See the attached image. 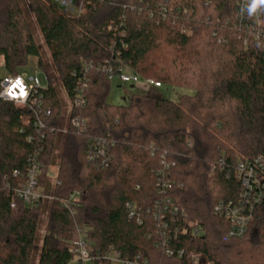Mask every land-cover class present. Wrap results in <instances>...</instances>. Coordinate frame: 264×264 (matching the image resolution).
Wrapping results in <instances>:
<instances>
[{
    "label": "trees",
    "instance_id": "obj_1",
    "mask_svg": "<svg viewBox=\"0 0 264 264\" xmlns=\"http://www.w3.org/2000/svg\"><path fill=\"white\" fill-rule=\"evenodd\" d=\"M82 1L85 11L69 14L53 0H0L3 72L15 75L36 57L47 82L42 104L51 110L44 126L34 129L31 122H21L27 108L0 97V264H34L35 250L36 264H70L79 227L88 228L96 249L112 247L123 258L139 255L148 264H192L190 252L204 264H264V199L240 238L227 237L228 221L213 214L217 203L238 199L237 161L253 166L264 187V39L243 45L226 24L234 20L236 0ZM29 12L69 101L78 82L86 80L85 104L72 105L65 122ZM87 62L125 67L160 86L139 92L133 86L123 104H111L107 74L85 72ZM162 86L193 93L172 101L163 96ZM73 117L86 120L85 130L70 123ZM98 138L108 145L104 165L87 158ZM162 152L173 162L166 198L185 213L171 225L177 235L168 245L185 252L180 258L154 245L160 231L147 212L161 199L155 179ZM33 157L40 167L39 184L53 197L35 207L14 199L4 186L6 180L11 185L21 181ZM54 164L52 182L48 167ZM74 190L80 193L79 205L68 209L61 200ZM127 204L135 206L141 224L129 217ZM189 227H199L201 234L181 233Z\"/></svg>",
    "mask_w": 264,
    "mask_h": 264
},
{
    "label": "built area",
    "instance_id": "obj_2",
    "mask_svg": "<svg viewBox=\"0 0 264 264\" xmlns=\"http://www.w3.org/2000/svg\"><path fill=\"white\" fill-rule=\"evenodd\" d=\"M61 9L63 13L80 14L87 8V3L80 0L76 3L74 0H53ZM248 0H236L234 20H227L226 24L230 29L239 34L242 39L243 45H246L249 40L264 39V14L262 12L255 16L250 17L246 11V4ZM83 69L87 72L89 69L96 71H103L107 74V78L111 81L116 79L120 86L130 84L133 86H140L146 90L149 87H159L160 84L153 79L142 80L125 67H118L116 70L110 65L106 64H93L87 62L83 64ZM16 77H21L23 83L28 91V96L23 100H13L5 94V89L8 87L9 80H15ZM47 82L45 77L41 79L39 72L31 74L17 72L15 75L4 74L0 82V97L4 100L11 101L16 107L24 109L27 108L29 112L21 117L23 125L32 123L34 129L42 128L44 120L51 116V110L42 104L41 91L46 88ZM86 88V80H80L75 88V94L70 101L71 106L81 107L85 104L84 90ZM72 125L77 126L80 130H85L86 120L84 118L73 117L70 119ZM59 132H64L63 128H57ZM31 140V136L28 137ZM151 154L156 152V149L150 145ZM108 153L107 143L101 139H94L89 145L87 150V158L96 164L104 165L105 158ZM160 167L156 171L155 190L161 199H157L153 203L152 210L147 212L152 214L155 221L158 222L160 231V240L155 243L156 247L161 246L164 248L166 256H176L180 258L185 255L181 249L176 250L169 248L168 245L176 238V230L171 229V225L176 218L184 217L185 213L182 209L176 206L171 198L167 197V192L172 186V180L169 177V170L173 166V162L167 161L165 152L159 154ZM259 164V162L257 163ZM39 165L35 157L31 158L25 172V176L21 181H17L16 185H11L6 180L5 187L11 190L14 199L22 201L23 203L35 207L42 200L51 201L52 195L46 193L43 187L39 184ZM235 175L240 183V192L238 199L235 202L221 201L213 208V214L220 216L228 221L229 226L227 230V237L240 238L242 237L247 228V224L251 218L253 209L257 206L262 199H264V187L259 182L255 175L253 166L248 163L237 161L235 165ZM18 171L12 172V177L17 178ZM80 193L74 190L69 194L65 200H61V204L68 208L73 209L79 205ZM165 196V197H164ZM14 201L10 206L14 207ZM130 218H135L137 224H141V219L136 213V208L133 204L126 205ZM88 228L79 227L77 229V238L71 243V251L73 258L70 264H148L146 260H140L139 255L134 258H123L119 251L109 247L106 250H99L94 247V242L88 237ZM189 232L192 236L201 234L199 227L182 228L181 233ZM192 264H199L200 257L198 254L190 252L186 254Z\"/></svg>",
    "mask_w": 264,
    "mask_h": 264
},
{
    "label": "rangeland",
    "instance_id": "obj_3",
    "mask_svg": "<svg viewBox=\"0 0 264 264\" xmlns=\"http://www.w3.org/2000/svg\"><path fill=\"white\" fill-rule=\"evenodd\" d=\"M26 6H27V4H25V7ZM26 16H27V18L30 22V25H31V30H32L34 41L37 45L40 46L41 57L49 68L48 72H49L50 77L52 79V83H53V85L57 91L58 98L61 102V105H62L61 109H62L63 116H64L63 121L65 122V116H67L71 110L70 101L67 99L64 91L62 90L60 82L57 78V74L55 73L54 69L52 68L49 53H48L45 45L43 44L41 35L39 33V30H38L36 24L34 23V19H33L32 15L29 12V13H26ZM1 65H2V59L0 58V76H3L4 72H3V68L1 67ZM18 71L21 73H26V74H31L33 72L38 71L41 79H43L45 77V75L43 74V71L37 66L36 57H33V56L29 57L26 65L20 67ZM45 79H46V77H45ZM153 80H155V79H153ZM140 83L143 84L144 83L143 80ZM130 88H131L130 84H125L124 86H120L116 79L111 80L109 92L107 95V101L109 103L115 104V105L123 104L126 100V96L129 92ZM140 88L141 87H139V88L137 87V89L134 88V90L139 92L142 90ZM159 90L162 92V94L165 98L170 99L172 101L177 100V98L182 94H192L193 93V90H191V89H186V88H181V87H170V86H167V87L162 86ZM64 126L65 125H63V128H65ZM56 168H57L56 164L48 167V173L50 174V178H51L52 182L54 180ZM49 202L50 201H48V203ZM46 215H47L46 211H43L41 213V216H40V222H39L38 231H37V242H36L38 247L40 246L41 239H42V236L44 234ZM37 258H38V250H35L33 253V259H32L34 264H36ZM197 263H195V264H197ZM199 264H204V263H202L200 261ZM207 264H210V263H207Z\"/></svg>",
    "mask_w": 264,
    "mask_h": 264
},
{
    "label": "clouds",
    "instance_id": "obj_4",
    "mask_svg": "<svg viewBox=\"0 0 264 264\" xmlns=\"http://www.w3.org/2000/svg\"><path fill=\"white\" fill-rule=\"evenodd\" d=\"M246 11L250 17L264 12V0H248ZM5 94L13 100H23L28 96V91L21 77H16L15 80H9L8 87L5 89Z\"/></svg>",
    "mask_w": 264,
    "mask_h": 264
},
{
    "label": "crops",
    "instance_id": "obj_5",
    "mask_svg": "<svg viewBox=\"0 0 264 264\" xmlns=\"http://www.w3.org/2000/svg\"><path fill=\"white\" fill-rule=\"evenodd\" d=\"M135 87H138L139 88L140 86H135Z\"/></svg>",
    "mask_w": 264,
    "mask_h": 264
},
{
    "label": "water",
    "instance_id": "obj_6",
    "mask_svg": "<svg viewBox=\"0 0 264 264\" xmlns=\"http://www.w3.org/2000/svg\"><path fill=\"white\" fill-rule=\"evenodd\" d=\"M130 87H133V85H130Z\"/></svg>",
    "mask_w": 264,
    "mask_h": 264
}]
</instances>
